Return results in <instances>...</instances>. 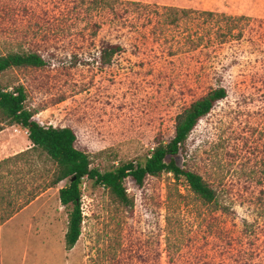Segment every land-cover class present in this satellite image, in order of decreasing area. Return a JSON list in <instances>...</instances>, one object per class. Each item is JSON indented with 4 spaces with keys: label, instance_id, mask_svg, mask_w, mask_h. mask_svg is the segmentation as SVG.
Returning <instances> with one entry per match:
<instances>
[{
    "label": "rangeland",
    "instance_id": "1",
    "mask_svg": "<svg viewBox=\"0 0 264 264\" xmlns=\"http://www.w3.org/2000/svg\"><path fill=\"white\" fill-rule=\"evenodd\" d=\"M170 8L218 16L177 12L173 24ZM14 53L45 65L9 69L0 87H23L34 119L72 129L101 173L142 163L210 91L227 97L174 158L217 203L203 204L169 173L142 186L126 179L127 203L84 179L81 234L67 251L72 207L58 196L67 181L44 190L53 166L34 153L0 168L7 201L38 192L9 219L1 204L0 264H264V0H0V57ZM30 147L27 131L0 114V161Z\"/></svg>",
    "mask_w": 264,
    "mask_h": 264
},
{
    "label": "trees",
    "instance_id": "2",
    "mask_svg": "<svg viewBox=\"0 0 264 264\" xmlns=\"http://www.w3.org/2000/svg\"><path fill=\"white\" fill-rule=\"evenodd\" d=\"M105 1V0H100ZM170 23L176 24L180 18H190L191 15L206 16L214 18L218 14L212 12H197L192 10H176ZM227 22L244 20V17L220 16ZM232 26H229V32ZM196 45H199L196 43ZM120 51L115 46L109 52L101 54V62L109 64L112 55ZM45 65L43 58L36 53L29 54H8L0 57V74L12 68H42ZM227 97L224 88H217L210 91L204 97L198 99L184 109L175 118L173 138L163 143L158 141L142 163L137 162L124 164L114 170L104 173L90 167V159L87 154L76 148V135L70 128L45 126L34 119L24 103L26 94L23 87H16L11 91L0 87V114L10 125L20 126L27 131L28 141L31 147L26 151L18 153L10 158L0 161L1 165L10 161L25 160L31 154H36L39 160L50 163L53 166L50 179L45 189L56 187L61 182L67 184L58 192L61 206H71L72 210L68 216L67 230L64 236L65 250H71L77 243L81 234L82 213L80 210L81 184L84 179L93 181L96 185L108 189L117 199L127 203L126 190L123 186L126 179H131L137 186H142L148 177H156L162 173L172 174L176 180L184 179L194 196L205 205L217 203V194L207 182L197 173L185 170L178 166L174 158L180 153L185 145L189 134L197 126L198 122L207 116L212 108ZM38 193V192H35ZM32 193L24 202L7 201L5 194L0 189V223L1 204H4L5 216L7 219L28 205L37 196ZM264 193V192H262ZM7 205V206H6ZM25 205V206H24ZM7 208V210H6Z\"/></svg>",
    "mask_w": 264,
    "mask_h": 264
}]
</instances>
